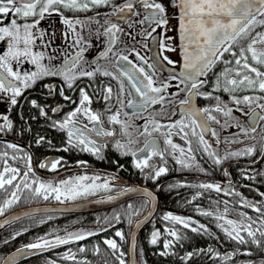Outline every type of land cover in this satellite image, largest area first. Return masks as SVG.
<instances>
[{
	"label": "snow or ice",
	"instance_id": "1",
	"mask_svg": "<svg viewBox=\"0 0 264 264\" xmlns=\"http://www.w3.org/2000/svg\"><path fill=\"white\" fill-rule=\"evenodd\" d=\"M100 9L110 10L105 11L101 18ZM89 12H94L95 15H87ZM68 13L71 15H67ZM80 14H83V18ZM53 15L59 16L60 23L64 26L59 33L51 27H41V22ZM113 18L121 23L114 22ZM257 28H264V0H0V44L6 46L0 48V98L7 99L11 110L19 104L26 90L45 78H59V85L44 84V87L49 94H58L65 102L74 105L63 119L49 117L48 110L38 105L36 100H31L30 104L32 108L38 109L41 117L50 121L51 128L66 133V147L63 151L75 149L103 158L100 154L106 145L98 144L93 137L115 139L116 126H119L118 134L126 142L115 140L114 147L121 155L131 154L135 158L134 166L142 173L147 170L145 178L152 181H157L170 171L169 157L179 166L178 170L190 169L201 173H206V169L201 165L200 159L211 161L214 166H221L231 159L255 156L257 144L259 155L264 158V31H257ZM93 36L96 40L106 38L105 47L97 58L88 61L85 53L93 47ZM122 36L133 42H140L137 37L143 41L151 38L156 41L158 50L151 57H145L132 48L130 54H134L135 60L139 62L136 63L123 54V50L114 51ZM57 39L60 40L59 44L56 43ZM142 47L149 49L147 43H142ZM71 50H75L74 54ZM109 54L115 57V63L111 64L114 71L99 64L100 59L109 60ZM169 54H174L176 58ZM26 63L33 65L35 70H21L20 66ZM97 76L110 78L109 83L101 82L93 89V94L105 104L103 112L91 107L93 95L87 88L92 87V84L89 83L86 87L78 84L84 78L93 81ZM111 81L116 82L115 89ZM69 91H78V102L67 94ZM201 99L207 101L203 107L198 106ZM157 105L160 106L159 111L154 108ZM125 108L133 111L123 112L125 119L122 120L121 112ZM50 111L56 114L62 109L57 106ZM234 112L244 116L246 123H241L233 116ZM105 113H108L109 128L104 127ZM221 115L226 118L223 124L218 118ZM156 116L166 117L168 123H162ZM177 116L178 119H172ZM135 119H141L144 123L135 125ZM212 124L220 125L223 129H238L231 138L225 137L226 144L244 143L245 140L256 143L236 151L225 149L224 154L220 155L206 138L210 136L217 145L221 142L220 133L211 127ZM133 127L139 137H145L143 147L135 151L131 146L138 141L130 131ZM14 131V122L9 115H0V134ZM154 134L163 138V149ZM174 135H178L187 147L174 143ZM44 139L40 137L36 144H41ZM7 148L12 149V155L9 157L7 151L0 153V159L4 160V167L0 171V190L8 191L10 188L11 192L0 204V215L17 203L21 199L20 193L25 190L31 198L48 200L54 197L63 203L61 196L75 199L109 188L107 180L97 183L99 176H77L73 180H61L56 185L42 182L39 178L30 180L29 176L33 174L31 158L27 157V171L21 175L19 168L8 165V158H21L16 153L23 152V149L10 142L7 143ZM154 157L161 161L159 166L150 163ZM256 162L252 161L253 164ZM61 163V160L50 162L51 170H56ZM48 166L40 164L41 168ZM243 173L245 179H254L246 170ZM224 175L228 176L226 170ZM18 178L19 182H16ZM88 180L91 183H84ZM185 186L215 191L226 196H240L239 192L232 190L231 181L225 186L202 182L178 183L168 187L171 190ZM143 195L146 197L145 205L155 200L153 193L147 189L143 190ZM201 195V192H197L192 200ZM260 195L264 197V193ZM108 199L115 197L110 196ZM223 203V213L200 209L197 211L200 215L214 216L216 221H222L217 223V227L225 238L238 246H245V250L241 252L237 247L233 252L222 256L212 247L188 251L180 257L182 264H188L194 256L200 255L218 259L221 264H227L236 255L250 258L259 255V260L249 259L246 264H264V202H253L241 197L239 206L250 209L256 215L240 211L237 219L228 218V201ZM128 210L129 215L139 214V209L134 210L131 204ZM114 219L119 222L120 217L117 215ZM162 219L172 226L165 227L163 234L159 229L154 230L148 241L156 246L161 243L162 235L171 238H163L160 256L175 255L172 249L184 238L180 228L197 234L214 235L206 225L191 218L166 213ZM39 222L42 224L46 221ZM7 223V220L4 221L0 228ZM128 223L131 225L133 221L129 219ZM136 223L138 226L141 221ZM19 235L22 232L15 234ZM94 235L98 233L77 231L68 232L65 236L38 237L35 242L17 249L4 260V264H16L17 257L76 243ZM130 235L129 253L121 250L116 239H104L103 249L100 244L94 245L91 252L97 258V264H129L125 257L136 250L135 234ZM15 236L12 238L15 239ZM115 237L120 241L125 240L124 233L120 230L115 232ZM87 251L89 249L84 246L78 248L79 253ZM139 255L143 257L142 249ZM60 259L71 261L72 264H92L87 258L78 260L77 253L71 250L63 253ZM46 264H56V261L49 260ZM131 264L145 262H138L133 258Z\"/></svg>",
	"mask_w": 264,
	"mask_h": 264
},
{
	"label": "flooded vegetation",
	"instance_id": "2",
	"mask_svg": "<svg viewBox=\"0 0 264 264\" xmlns=\"http://www.w3.org/2000/svg\"><path fill=\"white\" fill-rule=\"evenodd\" d=\"M118 2H123V0H118ZM110 9H100L101 18H103V13L105 11H109ZM67 15H71L68 13ZM81 18H83V14H80ZM87 15L93 16L94 12H89ZM114 22L121 23V21L115 20ZM41 27L44 29H48L51 27L53 30H56L59 33L60 30L63 29V25L60 23V17L53 15L51 17L46 18L41 22ZM264 28H261L262 31ZM87 36V32L84 33ZM106 38L101 37L100 40H96L93 36L91 38V42L93 47H91L88 52L85 53V59L91 61L98 57L99 53L104 50L105 44L104 41ZM137 41L133 42L128 37H121V42L118 43L114 51L123 50V54L128 55L129 59L133 60L136 63H139L135 60L134 54H130L132 48H135L136 51H139L141 55L145 57H151L158 50L156 47L152 49L151 38L148 41H143L142 38L137 37ZM57 44L60 43V40L57 39ZM142 43H147L149 45V49H145L142 47ZM6 47L3 44H0V48ZM41 50V49H36ZM74 54L75 50H71ZM173 58L175 59L174 54ZM110 59H100L99 64L103 67H107L110 71H114L112 69L111 64L115 63V57L109 54ZM87 67V65H86ZM95 67V65H93ZM23 71H34V66L31 64H23L20 66ZM101 82L109 83L110 78L97 76L93 81H90L87 78H84L81 81H78V84L82 87H86L89 83L92 84V87L87 88V91L93 95V104L91 107L93 110L103 112L105 104L103 100L99 99L98 96L93 94V89L97 87ZM61 81L59 78H45L43 81L38 82L33 88L26 90L23 93V96L20 98L19 104L14 108L9 110V104L6 98H0V115L7 114L10 119L14 122L15 131L9 132L7 134H0V153L7 151L9 153V157L12 155V149L7 148V143H14L18 145L23 152H17L16 155L17 160H12L8 158V165L11 167L19 168L21 171V175L24 171H27V157H30V163L32 167L33 174H30L29 179H37L45 183H52L53 185L59 184L61 180H73L77 176H99V180L97 183H101L105 180L109 182L108 189H99L94 193H90L88 195L79 196L75 199H65L64 196H61V200L63 203L57 201L54 197H50L48 200H44L43 198H31L30 194L25 190L20 193L21 199L11 207L5 210L3 215H0V218L4 215L16 211L21 208L37 206V205H67L80 201L90 200L94 198L104 197L116 193H123L128 191L130 188H140L147 189L153 193L155 198L157 199V209L155 215L149 222V224L142 229L140 235L143 232H146L145 235L147 237L151 236V233L159 229L163 234V230L165 227H171V223L163 221L162 217L166 213H172L173 215H179L184 218H191L195 220L199 224L206 225L210 232L213 233V236H209L207 234H197L193 233L188 229L180 228L181 235L184 237L180 242L175 244L174 249L172 251L175 252V255L169 256H160L159 252L162 250V240L163 238L171 239L170 237H166L162 235L161 243L153 246V250L151 254L154 256V260L156 257L164 258L166 260V264H182L180 257L183 256L188 251L207 249L212 247L216 252H219L221 256L225 253L233 252L237 247L241 249V252L245 250V246H238L234 244L232 241L227 240L223 234V232L217 227V223H222L216 221L215 217H206L200 215L197 209L202 211H212L213 213L220 212L223 213L225 208V204L223 201L227 200L229 208L228 218L237 219V213L240 211L247 212L249 215L255 216L250 209L242 208L239 206V201L241 197L246 198L250 201L256 202L261 201L264 202V197L260 195V193H264V175H259V173H264V158H261L259 155V145L257 144V154L253 157L242 156L240 158H235L226 161L221 166L212 165L211 161L205 162V159H200L201 165L206 169V173H201L199 171L192 170H178L179 166L175 165V163L168 158V167L170 171L160 177L157 181H152L150 179H146L145 176L147 174V170L145 172H141L140 169H137L134 166V157L129 154L127 156L121 155L120 152L114 147L115 140H124L119 134L117 127V135L115 139L112 137L102 138V137H93L97 143H104L106 146L103 148L100 156L103 158H99L94 156L88 152H81L79 150H70L63 151V148L66 147L65 139L66 133L53 129L50 127V121L45 117H41L39 115L38 109H34L31 107L30 101L36 100L37 104L41 107H45L48 110V115L52 119L61 120L64 115L71 111L74 108V105L65 102L58 94H49L48 89L44 87V84H52L59 85ZM114 89L116 87V82L111 81ZM68 95L72 96L73 99H76L78 102L79 93L78 91L67 92ZM225 99L227 97L225 96ZM207 101L199 100L198 106L203 107ZM59 106L62 111L56 114L51 113L50 109L52 107ZM232 106V105H229ZM154 108L159 111L160 106H154ZM133 109L125 108L121 112V119H125L123 112L131 113ZM151 111V110H150ZM107 115L105 113L103 119L105 121L104 127L109 128L110 125L107 124ZM145 116H149L148 113H144ZM21 116L23 119H21ZM233 116L237 117L241 123H246V118L242 116L239 112H234ZM33 117H35L33 119ZM151 118V117H149ZM179 117H172V119H178ZM221 124L224 123L225 117L218 116ZM156 119L161 120L162 123L167 124L168 120L166 117L156 116ZM86 123V121H85ZM135 125H141L144 123L141 119H135L133 121ZM91 126V125H90ZM212 128H214L218 133H220V144L217 145L213 142L210 136H206L210 143H212V147L217 149L220 155L224 154L225 149H229L231 151L241 150L246 146H250L256 141L245 140L244 143H232L226 144L224 143L225 137L231 138L233 134L238 132V129L235 127H230L227 129H223L220 125L212 124ZM24 129L22 132L21 130ZM30 129V130H29ZM133 132V137L137 139V143L132 145L133 151L138 148L143 147L145 137H139L136 133L135 127L130 129ZM199 131V130H197ZM157 136L158 143L161 149L164 148L163 138L158 134H154ZM40 137H44V141L41 144H36V140ZM243 139V137H241ZM173 142L182 146L187 147L184 141L180 139L178 135L173 136ZM26 154V155H25ZM139 155V153H138ZM199 158V154H197ZM55 160H61V165L58 166L56 170H51L50 162ZM253 160L257 162L255 164L252 163ZM80 162H84L81 164ZM45 163L49 166L46 168H41L40 164ZM150 163L156 164L159 166L161 161L158 157H154ZM122 166V167H121ZM4 167V160L0 159V171H2ZM228 172V176L224 175V171ZM243 170L247 171L249 176H253L254 179H245ZM231 181L232 190L235 192H239L240 196L236 195H224L223 193H216L215 191H204L203 189L194 188V187H175L169 190V185L173 184H198L202 182H210V183H219L222 186L228 184ZM16 182H19V178ZM84 183H91V180L85 181ZM11 189L8 191L0 190V204L3 203V200L10 195ZM201 192L202 195L199 196L196 200H192V197L197 193ZM145 197L139 196L124 201L114 207L104 209L101 211H95L90 213L83 214H46V215H38V216H55V215H90L92 219V223L87 226H93L96 228V231L100 237L105 235V232L108 231L111 227H116L119 224H129L128 221L131 219L133 222L135 219L140 217L147 209L148 204L145 205L144 201ZM191 201V203H189ZM218 202V203H217ZM133 206V209H139L138 215H129L128 206ZM119 216L120 220L117 222L114 217ZM34 216V217H38ZM31 218V217H29ZM27 219V218H26ZM24 220V219H23ZM21 221V220H20ZM19 222V221H18ZM94 222V223H93ZM110 222V223H109ZM17 223V222H16ZM15 224V223H14ZM132 225V224H131ZM129 226L127 230V236L125 238L126 241V253H127V241L129 230L131 228ZM12 226V225H11ZM86 227V226H85ZM179 227V226H177ZM84 228V227H79ZM8 229V228H7ZM6 229V230H7ZM76 229V228H74ZM101 229H107L106 231H101ZM71 230V229H70ZM119 228H115L113 233ZM121 231V230H120ZM4 232V231H3ZM2 233V232H1ZM0 233V234H1ZM96 236V235H94ZM94 236L88 237L90 239ZM51 237V236H50ZM214 237H219L216 239ZM86 239V240H87ZM104 239V237H103ZM112 239V238H111ZM79 241L76 243H71L62 247H58L56 249L50 250L40 255L47 254L49 252L64 249L67 251L71 246L77 245L80 247L82 242ZM138 247V242H137ZM39 255V256H40ZM138 259V252H137ZM249 259L259 260V255H254L253 257H247L245 255H236L232 261L227 262V264H246ZM127 260V256H126ZM139 262V261H138ZM188 264H221V261L218 259L210 258L205 255L194 256Z\"/></svg>",
	"mask_w": 264,
	"mask_h": 264
},
{
	"label": "trees",
	"instance_id": "3",
	"mask_svg": "<svg viewBox=\"0 0 264 264\" xmlns=\"http://www.w3.org/2000/svg\"><path fill=\"white\" fill-rule=\"evenodd\" d=\"M257 31L262 30L261 28H257ZM40 220H44L46 222L41 224L39 222ZM90 223H92L90 215L38 216L21 220L13 224L7 230L0 234V261L7 253L20 246L35 242L38 237L45 236L47 238L70 229L85 227ZM129 226L130 224H119L116 227L124 233V236L126 238ZM116 227H111L108 231L105 232V235L103 237L104 239H116L117 242L121 245V250L126 253V241H120V239L118 237H115V234L113 233V230ZM17 232H22V235L15 236ZM145 233L146 232H143L138 239V261L142 260L143 262H145V264H166V260L164 258L156 257V259L154 260V256L151 254V251L154 247L148 242L149 237H147ZM13 236H15V239L12 238ZM103 237L96 235L82 242L80 246H84L89 249V251L85 253H79V247L77 245L71 246L67 251L71 250L72 252L77 253L78 260L87 258L89 261H92V264H97V258L92 255L91 249L94 245L97 244H100L103 249ZM5 240H7L8 242L4 243ZM141 249L143 250V257H140L139 255ZM65 250L66 248L55 250L40 256L37 255L23 260L17 264H46V262L49 260L56 261V264H72L71 261H64L60 259V256L63 253L67 252Z\"/></svg>",
	"mask_w": 264,
	"mask_h": 264
},
{
	"label": "water",
	"instance_id": "4",
	"mask_svg": "<svg viewBox=\"0 0 264 264\" xmlns=\"http://www.w3.org/2000/svg\"><path fill=\"white\" fill-rule=\"evenodd\" d=\"M154 36H155V34H154ZM157 39H159V37H157ZM151 47H152V49H154L156 47V41L152 40ZM156 49H157V47H156ZM143 190H145V189L130 188V189H128V191L123 192V193H116V194H112V195H108V196H104V197L80 201V202L67 204V205H57V206L37 205V206H30V207L21 208V209H18L16 211H13L11 213H8V214H6L0 218V224H3L4 221H6V220L8 221L7 224H4V226L2 228H0V233L5 231L7 228H9L14 223H16L20 220L29 218V217H34V216H38V215H46V214H83V213H90V212L108 209V208L114 207V206H116V205H118L124 201L132 199L134 197H139V196L144 197ZM110 196L115 197V199L109 200L108 198ZM156 209H157V199L155 198V200L152 203L148 204L146 211L140 217L135 219L131 225V228L129 230V235H128V241H127V253H129V249L131 246L130 245V241H131L130 233L135 234L136 250L134 252L130 253L129 255H127V260L129 261V264H131V261L133 258H135L138 261V259H137L138 236H139L140 232L142 231V229H144L149 224V222L151 221V219L155 215ZM137 221H141V223H139L138 226L136 223ZM23 246H25V245H23ZM23 246H20L16 249L12 250L11 252L7 253L2 258L0 264H4V260L7 257L11 256L13 253H15L17 251V249H20ZM62 246H65V245H61L59 247H62ZM54 249H56V248H54ZM51 250H53V249H51ZM33 251H35V250H33ZM48 251H50V250H46L43 252H36L35 254H29L27 256L17 257L16 264L23 261V260H26L28 258L37 256L40 254H43V253L48 252Z\"/></svg>",
	"mask_w": 264,
	"mask_h": 264
},
{
	"label": "rangeland",
	"instance_id": "5",
	"mask_svg": "<svg viewBox=\"0 0 264 264\" xmlns=\"http://www.w3.org/2000/svg\"><path fill=\"white\" fill-rule=\"evenodd\" d=\"M263 30H264V29H263ZM77 231H85V232H86V231H96V228L93 227V226H86V227H84V228H76V229L67 230V231H64V232L59 233V234H56V235H59V236H65L66 233H68V232H77ZM56 235H54V236H56ZM54 236L47 237V238H52V237H54Z\"/></svg>",
	"mask_w": 264,
	"mask_h": 264
}]
</instances>
